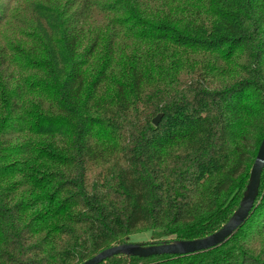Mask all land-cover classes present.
Here are the masks:
<instances>
[{
    "label": "trees",
    "instance_id": "obj_1",
    "mask_svg": "<svg viewBox=\"0 0 264 264\" xmlns=\"http://www.w3.org/2000/svg\"><path fill=\"white\" fill-rule=\"evenodd\" d=\"M8 27L28 42L0 44V264H79L142 227L190 240L229 219L264 137V0H0ZM100 264H264V169L223 244Z\"/></svg>",
    "mask_w": 264,
    "mask_h": 264
},
{
    "label": "water",
    "instance_id": "obj_2",
    "mask_svg": "<svg viewBox=\"0 0 264 264\" xmlns=\"http://www.w3.org/2000/svg\"><path fill=\"white\" fill-rule=\"evenodd\" d=\"M162 114H158L153 123L158 125ZM264 169V137L259 146L255 161L250 170L248 183L238 207L229 219L215 232L190 240L172 239L159 242H125L107 247L79 264H100L109 258L125 255L142 258L160 255H188L217 247L237 231L248 219L260 193L261 177Z\"/></svg>",
    "mask_w": 264,
    "mask_h": 264
},
{
    "label": "rangeland",
    "instance_id": "obj_3",
    "mask_svg": "<svg viewBox=\"0 0 264 264\" xmlns=\"http://www.w3.org/2000/svg\"><path fill=\"white\" fill-rule=\"evenodd\" d=\"M21 4L22 3H18L17 7H19V9H21ZM23 9V8H22ZM99 21L104 20V18L102 16H98L97 17ZM126 38V37H125ZM13 43L15 46L20 47L23 46L24 44H27L26 42H28V39L25 38H21L20 36H18V34L13 30L12 27H8L7 29H5L4 31H2L0 33V44L1 43H5L6 41H8ZM131 42L129 41V39H123V41L120 43L118 50H116V54H114V63L113 66L110 70V79H116L117 77H119V69L121 70V72H123V70H126L128 63L126 61H123V56L129 53L130 50V46H131ZM139 46L141 44H138ZM144 46V45H142ZM141 47V46H140ZM164 60L166 61V59H169L167 56V52L166 55H164ZM109 57L106 54V49L104 46H102V49L100 51V53L98 54L97 58H96V64L93 67L94 70L90 71L89 74L92 76L94 73H96L100 67V65L102 64V62H104V60H107ZM146 73L150 72L149 68L146 67L145 70ZM149 81L148 84L145 86L146 87V94L148 95L150 93V91L153 88V80L150 77V75H147ZM114 91V85L112 83V81H107L105 83L104 88L102 89V91L100 92V99L102 101H106L107 99H109V97L113 94ZM38 94H28L26 99L27 100H38ZM46 148V147H43ZM18 178H20L18 176ZM165 240V239H164ZM128 242H159V241H163L162 238L160 237H156L153 238L152 235L148 232V230H146L144 227L139 228L138 230H136L135 232H133L131 234V237L127 238Z\"/></svg>",
    "mask_w": 264,
    "mask_h": 264
}]
</instances>
